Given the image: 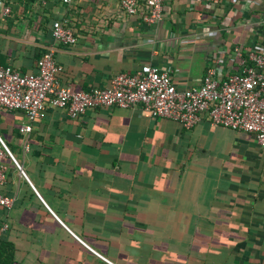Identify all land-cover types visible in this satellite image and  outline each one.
I'll return each instance as SVG.
<instances>
[{
	"label": "crops",
	"instance_id": "1",
	"mask_svg": "<svg viewBox=\"0 0 264 264\" xmlns=\"http://www.w3.org/2000/svg\"><path fill=\"white\" fill-rule=\"evenodd\" d=\"M7 4L0 66L35 73L51 51L60 86L74 91L142 65L169 71L177 90L195 87L216 55L238 47L245 57L264 29V0H164L151 26L141 2L132 16L118 0ZM54 21L74 45L53 40ZM24 124L20 112L0 114L13 159L2 160L13 204L0 208V239L17 264H264V152L252 135L205 119L185 130L136 106L76 119L47 107L28 134Z\"/></svg>",
	"mask_w": 264,
	"mask_h": 264
},
{
	"label": "built area",
	"instance_id": "2",
	"mask_svg": "<svg viewBox=\"0 0 264 264\" xmlns=\"http://www.w3.org/2000/svg\"><path fill=\"white\" fill-rule=\"evenodd\" d=\"M118 1L122 13L127 16L136 14L141 2L144 8L141 19L148 26L162 21L164 0ZM7 2L0 0L2 16L11 13ZM60 2L66 5L72 0ZM51 36L62 46H72L76 42L71 30L59 21L52 23ZM226 57L231 63L237 62L232 72L223 71ZM60 72L51 51L36 61L35 73L20 74L8 66H0V107L23 112L26 124L20 126L21 133L28 134L31 125L44 118L46 107L65 110L69 117L76 119L91 109L136 106L151 119L171 120L185 130L205 119L211 126L250 134L264 152V29L260 39L245 49V57L238 47L233 48L230 55L225 52L223 57L216 55L200 84L184 90L176 89L169 71L151 65H142L132 74H117L108 87L89 91L60 86ZM6 156L12 159L0 141V208L10 211L13 200L1 194L6 171L2 160ZM6 229L7 225L3 224L0 231Z\"/></svg>",
	"mask_w": 264,
	"mask_h": 264
},
{
	"label": "trees",
	"instance_id": "3",
	"mask_svg": "<svg viewBox=\"0 0 264 264\" xmlns=\"http://www.w3.org/2000/svg\"><path fill=\"white\" fill-rule=\"evenodd\" d=\"M6 111H17V112H20L23 114V112L20 110H6V109L0 107V114L1 115ZM3 134H5V132H2L0 130V137L2 140L4 139ZM3 142L6 146L8 145L5 143L4 140H3ZM7 147L9 149V146H7ZM6 212H8V211H6ZM0 264H17L14 261V247H13V245L4 239H0Z\"/></svg>",
	"mask_w": 264,
	"mask_h": 264
}]
</instances>
